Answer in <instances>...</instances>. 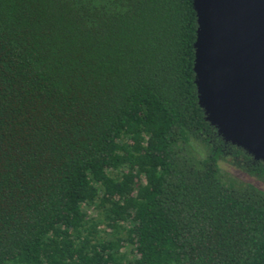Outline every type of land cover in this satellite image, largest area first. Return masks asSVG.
<instances>
[{
    "label": "trees",
    "instance_id": "obj_1",
    "mask_svg": "<svg viewBox=\"0 0 264 264\" xmlns=\"http://www.w3.org/2000/svg\"><path fill=\"white\" fill-rule=\"evenodd\" d=\"M194 0H0V264H264V163L195 84Z\"/></svg>",
    "mask_w": 264,
    "mask_h": 264
},
{
    "label": "water",
    "instance_id": "obj_2",
    "mask_svg": "<svg viewBox=\"0 0 264 264\" xmlns=\"http://www.w3.org/2000/svg\"><path fill=\"white\" fill-rule=\"evenodd\" d=\"M195 84L226 143L264 163V0H194Z\"/></svg>",
    "mask_w": 264,
    "mask_h": 264
},
{
    "label": "rangeland",
    "instance_id": "obj_3",
    "mask_svg": "<svg viewBox=\"0 0 264 264\" xmlns=\"http://www.w3.org/2000/svg\"><path fill=\"white\" fill-rule=\"evenodd\" d=\"M222 167L225 168L226 170L232 172L233 174L237 175L238 177L246 180V181H251L253 183H256L258 186L260 187H264V185H262L260 182H258L254 177L248 175L247 173L240 171L238 169H236L235 167L229 165L228 163H223Z\"/></svg>",
    "mask_w": 264,
    "mask_h": 264
}]
</instances>
